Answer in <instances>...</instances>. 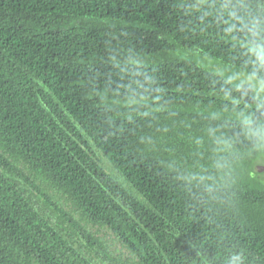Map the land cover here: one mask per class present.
<instances>
[{
	"label": "trees",
	"instance_id": "1",
	"mask_svg": "<svg viewBox=\"0 0 264 264\" xmlns=\"http://www.w3.org/2000/svg\"><path fill=\"white\" fill-rule=\"evenodd\" d=\"M210 3L0 0V264H264V94L189 59L245 67Z\"/></svg>",
	"mask_w": 264,
	"mask_h": 264
},
{
	"label": "clouds",
	"instance_id": "2",
	"mask_svg": "<svg viewBox=\"0 0 264 264\" xmlns=\"http://www.w3.org/2000/svg\"><path fill=\"white\" fill-rule=\"evenodd\" d=\"M198 2L204 3L205 0ZM207 14H214L226 25L224 34L240 45L247 58L241 70L225 68L216 73L224 85L230 86L222 89L224 96L238 102L231 96L233 91L239 92L241 98L251 91L260 98L264 94V0H211ZM261 107L264 104L257 105L258 109ZM239 118L245 133L264 143V113L261 121H255L251 113L242 112ZM223 143L227 146L226 141ZM216 163L218 167L226 166L220 161ZM222 264H246V256L241 249H228Z\"/></svg>",
	"mask_w": 264,
	"mask_h": 264
},
{
	"label": "rangeland",
	"instance_id": "3",
	"mask_svg": "<svg viewBox=\"0 0 264 264\" xmlns=\"http://www.w3.org/2000/svg\"><path fill=\"white\" fill-rule=\"evenodd\" d=\"M191 53V52H190ZM193 55L195 56L194 58H189L191 60H193L197 65L204 67L206 69H209L211 71H213L214 73H217L220 70L225 69L224 65H222L221 63H219L216 60L210 59L206 54H203L202 52H195L193 51ZM186 56V55H185ZM233 71V70H231ZM226 75L229 73H225ZM257 164H260L262 166H264V157L261 158ZM261 174H264V170L260 171ZM33 193L34 195H36L38 197V199L41 200V205L46 204L45 202V198L37 191V189H33ZM107 250L109 252H111V255H116V257L118 258V260H123V258L120 255V247L115 244L112 243V240H110V242L107 245ZM94 258L96 260H100L102 263L104 261V263L108 264V258L105 254L101 253L100 255H96L94 254ZM110 264H122L120 263H116V261L111 260Z\"/></svg>",
	"mask_w": 264,
	"mask_h": 264
},
{
	"label": "water",
	"instance_id": "4",
	"mask_svg": "<svg viewBox=\"0 0 264 264\" xmlns=\"http://www.w3.org/2000/svg\"><path fill=\"white\" fill-rule=\"evenodd\" d=\"M255 169H256L257 171H262V170H264V166L258 164V165H256Z\"/></svg>",
	"mask_w": 264,
	"mask_h": 264
}]
</instances>
